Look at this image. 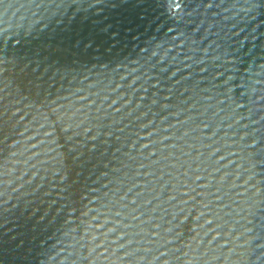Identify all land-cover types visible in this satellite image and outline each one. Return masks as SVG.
<instances>
[{
    "label": "water",
    "instance_id": "1",
    "mask_svg": "<svg viewBox=\"0 0 264 264\" xmlns=\"http://www.w3.org/2000/svg\"><path fill=\"white\" fill-rule=\"evenodd\" d=\"M0 264H264V0H0Z\"/></svg>",
    "mask_w": 264,
    "mask_h": 264
}]
</instances>
